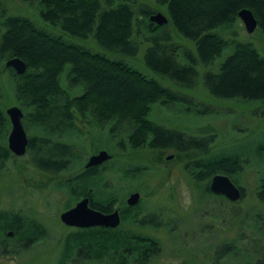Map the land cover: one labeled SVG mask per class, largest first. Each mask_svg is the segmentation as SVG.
I'll return each instance as SVG.
<instances>
[{
	"label": "trees",
	"instance_id": "16d2710c",
	"mask_svg": "<svg viewBox=\"0 0 264 264\" xmlns=\"http://www.w3.org/2000/svg\"><path fill=\"white\" fill-rule=\"evenodd\" d=\"M20 1L28 6L36 3L41 20L60 27L69 35L84 39L91 34L92 39L105 50H119L127 54L129 50L136 49L137 38L143 33L142 28L149 32L159 29L158 25L148 21L151 11L140 7L134 11V0ZM154 3L165 7L167 22L172 24L180 36L193 42L196 54L187 53L188 64L179 66L174 56L178 50L171 49L170 45L161 40L163 38L156 40L151 36V45L146 51L148 67L174 83L191 86L196 75L195 66L199 63L204 68L201 74L203 86L210 95L222 99L264 101V58L249 43H240L234 39L227 41L214 31V28L230 27L238 19L236 12L247 8L264 35V0H154ZM136 14L143 17L141 25ZM0 27V59L5 61L18 57L25 64V70L20 74L5 67L4 62L1 69L9 71L14 105L21 106V126L27 132L25 153L32 158L30 163H34L38 172L43 171L47 176L59 172L70 173L72 164L77 163L72 172L91 173L94 166L84 169L80 164L85 159L80 160L79 155L64 140L70 133H78V121L97 129L108 127L119 146L120 139H123V145L129 151L147 149L160 155L166 148H175L179 152H186L185 155L194 149L206 154L207 140L201 148L205 142L190 137L183 141L180 135L148 119L153 104L171 105L178 99L176 92L162 86L155 78L147 77L119 58L94 53L78 43L62 40L61 35H51L26 17L8 15L1 4ZM227 43L231 53L218 63L216 70H210L208 65H211ZM158 55L162 58H158ZM62 73L67 82L66 90L60 81ZM76 87L80 88V93L71 96L69 91ZM5 115L0 108V162L18 158H14L5 148V136L9 130ZM32 128L37 132L36 135L32 134ZM174 142L181 149L172 146ZM256 152L264 163V141L257 145ZM197 156L192 160L191 173L199 181H206L216 173L229 176L237 173L240 167L234 155H220L205 160ZM111 169L123 174L136 172L140 168L130 164ZM75 182L76 175H72L68 181L62 179L55 182L54 187L70 190L74 189ZM19 217L14 213L12 216V213L0 212V223H5L2 229L12 227L15 231L14 223H19ZM22 220L30 225L27 229L29 235L43 233L34 220ZM117 227L99 228L97 231L94 228H72L64 238L66 247L63 248L59 262L63 264L71 257L73 248L87 242L88 259L126 264L127 256L118 254V250L129 244L132 237L129 238L130 234L126 232L116 231ZM123 236L128 237L124 239ZM137 252L138 249L135 252L132 250L134 254Z\"/></svg>",
	"mask_w": 264,
	"mask_h": 264
},
{
	"label": "rangeland",
	"instance_id": "374dc122",
	"mask_svg": "<svg viewBox=\"0 0 264 264\" xmlns=\"http://www.w3.org/2000/svg\"><path fill=\"white\" fill-rule=\"evenodd\" d=\"M134 1V11L140 7L152 13L158 11L166 15L165 7L155 4L154 0ZM0 4L1 8L8 15L18 14V16L26 17L35 26L41 30L44 29L51 33V35H61L62 40L78 43L94 51V53L99 52L109 58H119L137 69V71L139 70L147 75V77L155 78L159 84L176 92L178 99L171 105L153 104L148 113V119L159 124L161 127L167 128L171 133L180 135L182 140L190 137L192 140L205 142L204 145H201V148L205 146L207 140L208 148L205 155L199 150L194 149L188 151L191 157L185 155L186 152H180L179 157L174 159L175 156L174 158H167L170 154H173L172 150L169 149L163 150L160 155L155 151L151 152L147 149L134 150V152L132 150L129 151L123 145V139H120L119 146V143L115 141L116 139L114 140L115 136L111 132L109 133L108 127L97 129V127H90V125H82L86 123H81L80 121L76 122L78 133H70L64 139L73 148L75 153L79 155L80 160L86 159L93 152L103 149L109 154L114 151L112 152L114 153L112 154L114 157L111 166L114 169L116 166L122 167L130 164L139 166L140 169L133 173L120 174L112 169L105 170V173H109L106 178L113 181L114 187L112 190L110 189L111 196H114L116 199H123L126 195L125 193L129 191L126 190L128 186H125V184L132 183L133 185L136 183L135 189L142 195V201L140 200L137 204H142L148 210L158 208L163 213L165 212L164 208L168 207V212H165V215L168 217L163 219V223H160L161 225L157 226L156 229H146L145 231L139 228L134 229V227L127 226L126 223L123 224L122 222L117 225L116 231L130 234L128 236H130L129 238L132 237L131 239H133L135 231L144 232L148 237L152 236L155 239L151 243L152 248H154V256L151 257L153 258V263L151 264H172L171 260H175L179 264L182 261L188 264L186 260H189L191 255H193L194 264H200L202 258L212 251L213 244L218 243L215 248L218 252L220 251L221 246L218 245L221 238H232V232L236 226L239 229L240 227L244 230L246 229V224L250 223L251 220L248 218L243 219L245 213L250 214V212L262 211L252 196V192L257 187L256 183H253L252 177L255 175V177H264V163L260 159V154L256 152L257 145L264 141V101H243L240 98L222 99L210 95L205 86H203L201 74L204 68L199 63L195 66L196 75L191 86L185 85V83L184 85H179L168 80L164 75L161 74L160 76V74L155 73L146 63V51L151 45L149 38L151 36L156 40L163 38L161 40L170 45L171 49L176 48L178 50V52H174V56L177 57L175 58L177 62H175L179 66L188 64L187 53L189 55L190 53L191 55L196 54L193 42L180 36L170 22L160 25L156 32H149L142 28L143 33L137 38L138 45L136 49L129 50L125 54L119 50L111 51L103 49L101 45L92 39L91 34L82 39V37L69 35L65 30H61L60 27L51 26L39 18L36 3L28 6L20 0H0ZM135 16L139 19V24L143 22L141 15L136 14ZM214 31L227 41L234 39L240 43H249L251 47L253 46L256 49L261 58H264V35L258 26H255L252 32L248 33L244 30L241 21L236 19L230 27L227 25L220 29L214 28ZM228 53H231L229 43L213 59L211 65H208L210 70H216L218 63ZM158 58H162V56L158 55ZM3 62L5 61L0 59V108L4 112L7 107L10 105L14 106L15 103L9 71L1 69ZM60 81L64 90H66L67 82H65L64 73L61 74ZM79 91L80 88L76 87L69 92L71 96H76L80 93ZM31 132L34 135L37 134V132L33 131V128ZM197 155L204 160L205 158L215 159L220 155L224 157L234 155V158L238 159L240 167L237 173L229 175L231 176L229 179L239 184L244 196L239 203L232 204V207L230 206L228 209H226L227 203L225 202V205L217 206V208L211 207L210 204H206L204 208L202 204L196 206L195 215L197 217H195L197 219L195 220V224L192 225L187 223L188 210H185L181 202L180 185L182 181H175L176 179L169 180L168 173H172V177L174 178L177 174L184 175L186 170H184L183 165L187 161L189 163L188 168L192 170L190 165ZM28 156L29 154L26 153L17 159L0 162V212L5 211L8 214L12 213V216L13 213L17 214L18 217L20 216L18 218L20 220L19 223L18 221L14 223L16 227L15 231L12 227L2 229L5 223H0V264H62L59 262V259L63 253V248L66 247V239L64 238L72 229L57 219L58 214L60 215L62 210L65 209L61 208L63 207V203L60 197L64 189L59 190L57 187H54V183L62 181L69 173L59 172L58 174L55 173L54 176H47L43 171L38 172L36 170L33 164L30 163ZM163 156L166 157V160ZM161 162L165 166L159 169L162 167ZM76 166L75 163L72 164V168ZM74 174L73 172L70 176ZM161 178H165L166 181H160ZM128 179L130 181H127ZM207 183V180L199 181L196 184L191 182L190 186L187 187L188 189L194 187L196 191L197 188H201L197 187L198 185L203 186L205 184L206 187ZM230 208L238 210V219L236 217L228 218L227 216H223V214L217 217L212 213L215 210L226 209L228 211ZM176 210L183 219V223L177 229L175 227L171 228L172 224L166 223V221H170L168 220L169 217L171 218L173 216L172 213ZM240 216L242 217L240 218ZM22 218L34 220L43 233L36 236L29 235L30 232L27 229H29L28 226L30 225L23 223ZM10 223L12 222L10 221ZM203 223L208 226L211 225L214 228L207 227ZM193 226L194 228H192ZM7 232H12L10 237L7 236ZM165 232H171L173 235L167 236ZM128 236L125 237L127 238ZM234 239H238L237 235L230 240L233 241ZM111 240L109 241L111 242ZM86 243H80L76 248H73L71 257L63 264H110L104 259L100 261L88 259L86 257L88 250ZM158 245L162 246L161 250L158 249ZM127 246L128 243L125 247H121L118 250L120 252L117 251L118 254L127 256L129 251L132 252L133 249ZM147 251H149L148 245L146 246ZM113 255H115L114 252ZM127 261L126 257V264Z\"/></svg>",
	"mask_w": 264,
	"mask_h": 264
},
{
	"label": "flooded vegetation",
	"instance_id": "af4514ba",
	"mask_svg": "<svg viewBox=\"0 0 264 264\" xmlns=\"http://www.w3.org/2000/svg\"><path fill=\"white\" fill-rule=\"evenodd\" d=\"M17 106V105H16ZM20 108V107H19ZM22 112V110H21ZM168 138V137H167ZM164 140V139H163ZM184 141V140H183ZM172 146L176 148H180V146L177 145V143L171 144ZM169 150H172L173 154H170L169 157L167 158H175L179 157L180 152L171 148H166ZM165 149V150H166ZM98 151V150H97ZM96 151V152H97ZM95 152V153H96ZM107 152V151H106ZM108 153V152H107ZM24 154H26L24 152ZM23 154V155H24ZM109 154V153H108ZM110 155V159L108 158L107 160L103 161L100 165L94 166V169L91 171V173H86L83 174L81 171L75 172L74 175H76L77 182H75V187L74 189L71 188L70 190H63L62 196V206L65 204V206L61 208H65L62 211L71 208L76 202L81 201L82 199H85L86 201V206L88 209H90L92 212L96 211L100 213L102 216L103 215H108L114 213L116 211L117 217H118V224L119 225L121 222L123 224H127V226H132L135 228L139 229H156L157 226L161 225L160 223H163V219H165L166 216L165 212L167 211V208L165 209V212L163 213L160 209L155 208V209H147L146 207H143L141 204H137L140 200L142 201V195H140L139 191L135 189V184L132 185V183L125 184V186H128L126 190L127 191L125 196L119 199H116L114 196H111L110 189H113V181L110 180L109 178H106L109 173H105V170H111V166L113 163V156L112 154ZM22 156V155H21ZM18 156V157H21ZM187 156H189V153L187 152ZM166 160V157L163 156ZM31 157L29 158V161L31 162ZM86 159L83 160L82 164H80L84 169V163ZM33 162V160H32ZM34 165V163H33ZM77 165V163H76ZM162 167L159 169L164 168L165 164H162ZM192 165V164H191ZM190 165V166H191ZM189 163H185L183 165L184 170H186L184 175L177 174L174 177L172 173H168L169 180H181L183 185L190 186L191 182H194V184L198 183L199 180L195 179V175L191 173L192 170L188 168ZM77 167V166H76ZM75 167V168H76ZM75 168H70V173L67 175L64 180L68 181L70 179V175L73 173L72 171ZM40 174V173H39ZM58 174V173H57ZM188 175V176H187ZM213 175V174H212ZM210 175L206 180L208 181L207 186L205 187V184L203 186H197L201 188H197V190H194V187H191L189 191L191 192V197H192V204L188 211V224H195V220L197 219L196 217V212L195 208L196 206H199L202 204L203 208L206 207V204H210L211 207H216L220 205H225L226 204V209H228L232 204L239 203V201L242 200L244 193L243 190L240 189L241 187L239 184H236V182L232 179L230 181L232 184L236 187V189L239 191V197L238 199L235 200H229L226 198L225 195L222 193H215L209 189V179L211 178ZM256 176V175H255ZM252 177L253 178V183H256V189L252 192L253 199L259 204L261 207L262 211H254L250 212V214L245 213V217L243 219H250L251 222L246 224V229H240L238 226L235 227V230H233V237L229 239L228 238H221L220 244L218 246H221L220 251L215 248L218 243L213 244L212 251L210 253L206 254L204 258H202V262L200 261V264H264V177L259 176V177ZM183 177V178H181ZM229 177V176H228ZM99 179H101L99 181ZM229 179V178H228ZM85 182H84V181ZM160 180V179H159ZM127 181H130L129 179ZM162 182L166 181V179H162ZM84 185V186H83ZM122 186V185H121ZM134 192H137L138 194V199L137 202L134 203V205H127L126 204V198L128 195L131 193L133 194ZM196 192V194H195ZM232 207V206H231ZM226 209L223 210H218L215 212H212L215 216L219 217L220 214H223V216H227L228 218H239L238 217V210L236 208H230L228 211ZM168 212V211H167ZM178 211L176 210L175 212L172 213L173 216L171 218L169 217L166 223H170L171 228L175 227V229L179 228L181 226V223H183V219L179 216L177 213ZM167 214V213H166ZM196 216V217H195ZM242 216H240L241 218ZM59 219V214L58 218ZM60 221V220H59ZM238 222V221H237ZM63 224V223H62ZM207 227L214 228L211 225H207L203 223ZM215 224V223H214ZM213 224V226H214ZM116 225V227H117ZM155 226V228H154ZM70 227V226H67ZM72 228H79L83 230L84 228H94L95 231H97L99 228H109L110 227H102L101 225L94 224L93 226H84L83 228L80 227H70ZM113 228V227H112ZM194 228V226L192 227ZM114 229V228H113ZM209 229V228H208ZM135 235H133V239H130V242L127 247H130L131 249L136 251V249L139 250L136 254L132 253L129 251L127 255V264H151L153 263V257L154 256V248L149 247V250L151 252H146V246L147 243L151 244L155 239L151 236L148 237L144 232H134ZM166 233V232H165ZM171 232H167L168 235H173ZM237 235L238 239H234L231 241L230 239H233ZM166 236V237H167ZM161 244V242H160ZM159 246V245H158ZM162 246H159L158 249L161 250ZM174 250V249H173ZM175 252H177L175 250ZM150 257H148V256ZM151 258L150 260H148ZM148 260V261H147ZM177 260V257H176ZM188 264H194L193 260V255L189 258V260H186ZM222 261V262H221ZM220 262V263H219ZM172 264H179L175 260H171ZM181 264H185L184 261L181 262Z\"/></svg>",
	"mask_w": 264,
	"mask_h": 264
},
{
	"label": "water",
	"instance_id": "95a60500",
	"mask_svg": "<svg viewBox=\"0 0 264 264\" xmlns=\"http://www.w3.org/2000/svg\"><path fill=\"white\" fill-rule=\"evenodd\" d=\"M238 20L241 21L243 28L246 32L251 33L256 26V20L252 15L251 11L247 8H241L240 11L236 12ZM148 21L160 26L166 24L167 20L164 14L161 12L150 13L148 14ZM5 67H10L16 74L23 73L25 70V64L18 57L8 58L3 63ZM5 116L8 118L9 130L6 137V146L14 158L21 156L25 152V146L27 143V137L24 132L23 127L21 126L22 112L21 109L16 105H10L5 110ZM169 157V156H168ZM110 159V155L103 149L92 153L89 157L86 158L85 163L83 164L85 168H90L96 165H100L103 161ZM229 177L223 173H216L211 176L209 179V189L213 192L222 193L229 200H235L239 197V191L232 184ZM138 194L134 192L129 194L126 198L127 205H134L137 202ZM86 206L85 199L76 202L71 208H68L61 212L59 215V220L66 226L70 227H80L84 226H93L94 224L101 225L102 227L114 228L118 224L117 213H110L108 215H101L96 211H91ZM12 232L8 233L7 236L10 237Z\"/></svg>",
	"mask_w": 264,
	"mask_h": 264
},
{
	"label": "clouds",
	"instance_id": "9594fccd",
	"mask_svg": "<svg viewBox=\"0 0 264 264\" xmlns=\"http://www.w3.org/2000/svg\"><path fill=\"white\" fill-rule=\"evenodd\" d=\"M180 191L182 196V206L185 208V210H187L192 204L191 192L189 191L188 187L183 184L180 185Z\"/></svg>",
	"mask_w": 264,
	"mask_h": 264
}]
</instances>
